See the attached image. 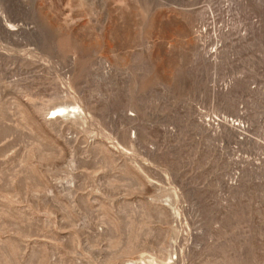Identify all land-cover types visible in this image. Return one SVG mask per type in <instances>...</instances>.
I'll use <instances>...</instances> for the list:
<instances>
[{
  "label": "rangeland",
  "instance_id": "1",
  "mask_svg": "<svg viewBox=\"0 0 264 264\" xmlns=\"http://www.w3.org/2000/svg\"><path fill=\"white\" fill-rule=\"evenodd\" d=\"M0 264H264V0H0Z\"/></svg>",
  "mask_w": 264,
  "mask_h": 264
},
{
  "label": "bare ground",
  "instance_id": "2",
  "mask_svg": "<svg viewBox=\"0 0 264 264\" xmlns=\"http://www.w3.org/2000/svg\"><path fill=\"white\" fill-rule=\"evenodd\" d=\"M54 112V117H58L66 111L65 106H58L52 110ZM60 117V116H59Z\"/></svg>",
  "mask_w": 264,
  "mask_h": 264
}]
</instances>
